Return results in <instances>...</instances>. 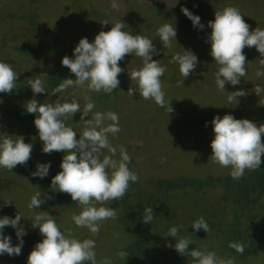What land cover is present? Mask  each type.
<instances>
[{
  "label": "rangeland",
  "instance_id": "1",
  "mask_svg": "<svg viewBox=\"0 0 264 264\" xmlns=\"http://www.w3.org/2000/svg\"><path fill=\"white\" fill-rule=\"evenodd\" d=\"M120 10L117 12L110 6L111 0H0V62L8 63L18 74L16 89L11 94L0 93V134L23 136L25 143L32 144L31 158L26 165H17L11 171L0 168V218H15L21 214L20 226L27 233L22 237L23 246L18 256L0 255V264H27V258L43 237L32 222L40 211L48 212L55 217L60 230L67 234L71 229L79 240L95 241L98 264L104 258L111 264H120L124 259L117 253L124 251L125 245L134 234L149 230L152 239L164 248L177 254L164 259L159 258L156 264H193L190 257L179 255L167 244H175L174 237L167 236L171 227H179V237L192 241L189 250L199 248L213 251L218 257L233 259L234 264H264V251L238 256L234 250L225 246L226 228L232 224L238 228L253 222L250 213L237 207L232 200L229 187L219 183V178L230 176V168H224L211 159V140L214 138L211 121L215 116L221 118L231 114L236 119H248L259 126L264 124V91L259 96L254 92L255 86L264 88V76L255 75L259 65L260 54L255 47H245L246 72L240 83L232 86L225 84L226 92L243 90L246 96L238 97V103H228L226 92L220 91L215 83L214 72L218 65L210 55V43L206 42L211 33L208 21L214 20L215 11L234 6L243 15L250 26L264 29V0H119ZM189 9L200 17L203 29L194 27L192 21L181 11ZM121 19L133 35H141L152 40L159 50L152 56L161 66L166 67L160 78L165 100L170 102L173 112L167 114L166 109L158 106L154 100H144L138 90L133 96L127 95L129 87L137 89L135 81H131L128 72L142 67V59L135 54L126 55L119 66L125 69L119 74V87L111 94L103 91L97 93L85 88H69L63 98L69 102L76 99L81 111L86 104L85 96L95 104L89 117L97 112H115L119 116L121 131L116 137L109 136L110 143L117 148L114 157L119 159V148L124 147L131 158L128 165L130 171L136 173L138 181L130 182L125 196L104 205L115 209L116 218L102 222L100 232L93 236L87 228H77L71 217L79 214L81 208L70 195L52 189V178L61 171L60 164L64 152L45 154L42 141L34 125L36 116L30 114L26 118H16L15 109H26V103L36 99L38 103H53L60 94H52L53 88L65 78L75 79L74 74L63 66L62 58L73 57V51L81 38L86 37L93 42L100 31H109L111 23ZM108 20L110 24L103 25ZM165 23L176 28V41L165 49L156 35L157 29ZM191 50L198 58L195 70L183 80L177 63L172 62L176 53L183 54ZM164 52L166 54H164ZM60 61L58 71L51 72L52 63ZM41 78L44 81L45 93L33 94L29 80ZM55 79V80H54ZM54 80L55 82H52ZM81 113H76L66 122L81 135L84 124L80 121ZM264 142V137H262ZM105 155H110L104 150ZM260 169L245 170L242 178L246 179L253 172L258 173L264 183V155L261 157ZM48 175L41 179L33 177L38 163H49ZM183 178L194 180L213 177L215 182L179 184L177 187L165 186L158 180ZM260 191V190H258ZM41 192L52 199L46 200L37 209H29L28 204L33 195ZM255 196L245 210L257 216L264 209V190ZM11 200L12 204H5ZM137 205L144 211L152 207L154 219L145 224L132 206ZM247 208V209H246ZM125 209V210H124ZM125 213V216L123 215ZM128 216V218H126ZM203 217L212 231L202 232L195 237L191 231L192 223ZM133 228V234L125 231V220ZM5 236L11 237L13 246L19 243L16 231L11 226L3 229ZM90 264V262H89Z\"/></svg>",
  "mask_w": 264,
  "mask_h": 264
},
{
  "label": "clouds",
  "instance_id": "2",
  "mask_svg": "<svg viewBox=\"0 0 264 264\" xmlns=\"http://www.w3.org/2000/svg\"><path fill=\"white\" fill-rule=\"evenodd\" d=\"M141 3L144 0H140ZM111 8L119 11V0H111ZM182 13L192 21L194 27L204 28L200 17L194 15L189 9L182 7ZM108 25V20L101 23ZM109 31H100L89 42L86 37L81 38L73 51V57L62 58V65L67 67L75 79L65 78L57 87L53 88L52 94L59 93L60 97L53 103H38L31 99L26 103V112L36 116L34 125L38 130V136L42 141V151L45 154L64 152L60 168L51 180V187L61 193L70 195L71 199L81 208L79 214L74 213L71 217L77 228H87L93 236L100 232L102 222L116 218V211L104 205L112 201L122 199L130 185L137 182L139 177L130 171L128 165L131 158L124 147L119 148V159L114 157L117 148L109 140V136L116 137L121 131L119 116L112 111L95 112L91 119L89 113L95 104L85 96L87 101L81 111V106L76 99L70 102L65 100L62 94L69 88H85L87 91L111 94L119 87V74L125 69L119 66L126 55L135 54L142 59V67L133 68L128 72L131 81H135L137 89L129 87L127 95L133 96L137 90L144 100H154L161 108L166 109L167 114L174 110L170 102L165 100V93L161 77L166 67L160 65L152 56L159 50L152 40L145 36L133 35L123 29L127 25L121 19L111 23ZM211 29L207 37L210 43V55L218 65L214 72L217 88L226 92L225 84L236 86L246 72V56L243 53L245 47H255L260 54L257 60L259 65L255 75L264 76V29L256 27L249 31V25L244 21L239 9L234 6L225 7L215 11L214 20L208 21ZM156 35L165 49L172 46L173 39L176 41V28L165 23L157 29ZM164 54H166L164 52ZM172 62L179 66V72L183 77L180 82L189 77L195 70L198 58L191 50H184L183 54L176 53ZM18 74L12 66L0 62V93L11 94L16 89ZM29 87L33 94L45 93L44 81L37 77L29 80ZM264 91L259 85L255 86L254 92L259 94ZM228 103H238V97L246 96L243 90L226 92ZM81 113L80 121L84 128L77 139V133L66 122L76 113ZM214 138L211 140V159L213 163L224 168H230V176L234 180L243 177L245 170L260 169L262 155H264V124L257 126L248 119H236L231 114H225L222 118L215 116L212 121ZM32 144L25 143L23 136L0 134V168L11 171L17 165H26L31 158ZM107 150L110 155H105ZM49 163H38L33 177L41 179L48 175ZM52 199L46 194L42 198L41 192H37L30 199L28 208L37 209L46 200ZM5 204H12L11 200ZM21 214L15 218L3 216L0 218V255L18 256L23 246L22 237L27 233L20 226ZM152 207H146L142 214V221L151 224L154 219ZM11 226L16 231L19 243L13 246L11 237L3 234V229ZM33 228H38L43 237L27 258V264H98L96 259L95 241L93 239L79 240L74 237L71 229L67 234L62 232L56 223L55 217L48 212L40 211L33 218ZM191 227L210 233L212 229L203 217L194 221ZM179 227H171L167 236L174 237L176 243L167 244L174 248L181 256L190 257L193 264H234L233 259L218 257L213 251L193 248L189 250L192 241L188 238L179 237ZM229 247L243 255L245 245L239 242H230ZM120 258H126V251L117 253ZM99 264H111V260L104 258Z\"/></svg>",
  "mask_w": 264,
  "mask_h": 264
},
{
  "label": "trees",
  "instance_id": "3",
  "mask_svg": "<svg viewBox=\"0 0 264 264\" xmlns=\"http://www.w3.org/2000/svg\"><path fill=\"white\" fill-rule=\"evenodd\" d=\"M59 64L60 61L55 60L52 63L53 67H51V72L54 70L58 71ZM54 80H52V82H55ZM14 115L16 118L22 119L29 116L30 113H27L26 109L23 108L19 110L15 109ZM257 172H260V174L263 173L264 178L263 169ZM254 173L255 172L250 174V176L246 179L241 177L239 180H234L231 176H224L222 179L219 178V183H222L225 187H229L232 200L237 204V207L250 213V217L253 219L254 223H248V225H243L241 228H238L236 224H232L229 229L226 228L225 230L227 235L225 237V246L229 247L230 242L243 243L245 245V254L256 253L259 250L264 251V209H262L257 216H254V214L248 210L250 201H253L255 198V196L252 195V192H255L258 195L262 189L264 190L262 178H260V175H257L258 173ZM160 182L165 186L170 187H177L179 184H193L194 187H197L203 183L207 184L209 182H215V179L213 177H205L194 180L193 178L183 179L177 177L174 179L157 181V183ZM244 206L248 207V209L246 208L247 210H245ZM130 208L137 212L138 217L142 218L143 211H141V208L143 210V207L139 208L135 205V207L132 206ZM123 215L125 216V213ZM126 218H128V216H126ZM131 226L132 225L125 220L124 228L129 236L133 234V228ZM202 232H204L202 229L200 231H196L194 229L191 231L195 237L200 236ZM229 250L231 251L232 248L229 247ZM124 251H126L129 255L124 258L120 264H156L159 258L167 259L174 255L175 258L177 257V254H175L172 249L164 248L159 243L154 241L152 239V232L149 230L141 232L140 235L134 234L130 241L125 245ZM234 252L238 256H241V254L237 253L235 250Z\"/></svg>",
  "mask_w": 264,
  "mask_h": 264
}]
</instances>
